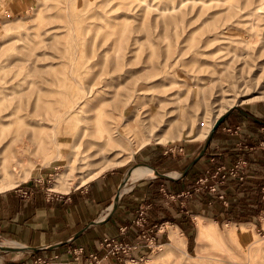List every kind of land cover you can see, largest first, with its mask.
Here are the masks:
<instances>
[{
    "label": "rangeland",
    "instance_id": "1",
    "mask_svg": "<svg viewBox=\"0 0 264 264\" xmlns=\"http://www.w3.org/2000/svg\"><path fill=\"white\" fill-rule=\"evenodd\" d=\"M233 99L226 111L264 102V0H0V170L22 153L27 163L12 174H25L21 184L37 178L65 191L131 168L140 142H204L202 132ZM100 105L121 145L96 128ZM262 201L254 216L214 214L219 233L234 229L237 238H201L196 215L185 235L170 227L160 248L127 264H264V191ZM176 229L182 240L173 246Z\"/></svg>",
    "mask_w": 264,
    "mask_h": 264
},
{
    "label": "crops",
    "instance_id": "2",
    "mask_svg": "<svg viewBox=\"0 0 264 264\" xmlns=\"http://www.w3.org/2000/svg\"><path fill=\"white\" fill-rule=\"evenodd\" d=\"M132 159L137 162L125 171L117 167L99 173L67 191L37 178L0 189V239L19 244L0 248L5 253L0 264H87L89 253L103 256V237L138 242L131 253L138 260L170 238V227L189 232L196 215H225L228 220L235 219L232 214L254 216L263 204L264 102L226 111L204 142L140 147ZM239 160H244V178L228 176L217 192L196 189L202 176L220 167L225 171ZM141 164L153 174L129 180L130 169ZM126 181L130 185L123 191ZM139 209L144 212L141 225L135 222ZM80 246L83 253L75 261L73 251ZM100 264L127 262L110 256Z\"/></svg>",
    "mask_w": 264,
    "mask_h": 264
},
{
    "label": "bare ground",
    "instance_id": "3",
    "mask_svg": "<svg viewBox=\"0 0 264 264\" xmlns=\"http://www.w3.org/2000/svg\"><path fill=\"white\" fill-rule=\"evenodd\" d=\"M85 95H86V92H85ZM117 98H116L117 99L116 101L118 103L122 101L120 96H118ZM84 99L86 100V96H84L82 99L76 100V103H73L71 106L66 107V109L63 110L61 113H59V114L56 113V115H57L55 117L56 120L59 121L61 119H65L72 112L74 113L77 110V106H79V108H81L82 105H79V104L82 103L84 101ZM131 101H132V99H131ZM224 101L228 102L229 106L223 107L221 110L218 111V114L210 121L209 125L202 132L201 135L203 137H206L209 134V132H210L212 126L214 125L215 121L218 120L219 115L221 113H223L224 111H226L229 107H231V106L236 104L234 102V99L232 101H228V100H224ZM137 102H139V101H137ZM128 104H129V102H128ZM123 105H125V104H123ZM88 110H90V109H88ZM92 115H95L96 128L102 133L101 135L103 137V141L106 142L107 144L121 145L122 142L120 140V137L114 135V133L111 130V127L108 125V123H105V121H104V118H103V107L100 105L97 113H94V114L92 113ZM181 115H182V113H181ZM130 117L127 118V119L129 120ZM152 118H156V117H151L150 119H152ZM159 120L163 121L161 118H159ZM56 128H57V126L55 125V123H53L52 124V128H51V130L48 133L49 139L54 144L57 143L56 139L58 137L57 133H56ZM174 133H175V131L173 130L172 132H170L169 134H166V135H172ZM166 135H164V136H166ZM159 139L162 140V141L164 140V138L162 136H160ZM144 144H146V143L140 142L136 146H133L131 148L129 156L131 155V152H133L134 150H136L137 148L141 147ZM81 151L82 150H80V152H79V150H78L77 152H75V155L73 157V161L78 159L79 153H81ZM58 152H59V149H58ZM60 153H58V155H60ZM21 154H13L9 158L8 162L4 163V166L1 167V170H0V189H5V188H8V187L15 186L16 184H18L21 181V179L22 180L25 179V174L23 172H21L23 174H20L19 178L18 177H12V174L15 173L16 170L20 171L21 169H23L25 167V164L27 163L26 160H25L26 158L24 159V157H22ZM130 170L131 171H130V173L128 174L127 177H129V180H131V181H133L135 179H138V178H141V177H144V176H149V175L153 174V169L151 167H148V166H145V165H142V164L141 165H136V166L132 167V169H130ZM29 173H34V172L31 169ZM88 179L89 178H84L83 180H79L77 182L76 186L88 181ZM71 184L72 183H68L67 185H61V187L65 188V191H67ZM123 191H124V189H123ZM203 217L200 216V215H197V228H198L197 229V234L201 238H203V239L204 238H208V239H212V240L219 241V242H222V239L224 237L225 238L226 237L237 238L234 229H231V230L227 231L225 234L221 235L219 233L218 229L216 228V221L214 219H210V220H205L204 219L203 220ZM177 230L178 229H176L175 232L173 233V241L171 243L173 246L176 243H178V242H180L182 240V235ZM242 235H243V233H242ZM16 245H19V244H16L15 242L9 243L7 245L1 243L0 247H10V246H16ZM152 254L153 255H158L159 251L155 252V250H154V252L152 251Z\"/></svg>",
    "mask_w": 264,
    "mask_h": 264
},
{
    "label": "built area",
    "instance_id": "4",
    "mask_svg": "<svg viewBox=\"0 0 264 264\" xmlns=\"http://www.w3.org/2000/svg\"><path fill=\"white\" fill-rule=\"evenodd\" d=\"M243 164H244V160H239L236 165L225 171H222L220 167V169L212 173H209L207 176L204 177L202 176V178H200L198 181L196 189L208 188V190L212 192H217L220 184L224 183L228 176H233L240 179L244 178L245 174L242 169ZM212 179H214L215 182H210ZM219 197L225 200L224 193L220 192ZM135 222L140 225L144 222V212L142 209H139V215L136 218ZM120 230L122 233H124L125 227L121 228ZM99 246L101 249H103L104 252L103 256H99L97 253L91 252L86 256L88 259L87 264H99L103 257H110V256L123 257L125 262L128 261L137 262L143 260V258L136 260L135 258L133 259L131 256L132 251L139 246L138 242H134L133 244H130L115 237H103L99 241ZM82 253H83V249L81 246L79 248H74L73 251L74 260L78 261ZM43 264H47V262L45 261L43 262Z\"/></svg>",
    "mask_w": 264,
    "mask_h": 264
},
{
    "label": "water",
    "instance_id": "5",
    "mask_svg": "<svg viewBox=\"0 0 264 264\" xmlns=\"http://www.w3.org/2000/svg\"><path fill=\"white\" fill-rule=\"evenodd\" d=\"M219 120H220V118H219L218 120L215 121V123H214V125L212 126V128H211L209 134H210V133H211V132L217 127V125L219 124ZM209 134H208V135H209ZM0 248H3V247H0ZM6 249H8V247H7Z\"/></svg>",
    "mask_w": 264,
    "mask_h": 264
}]
</instances>
